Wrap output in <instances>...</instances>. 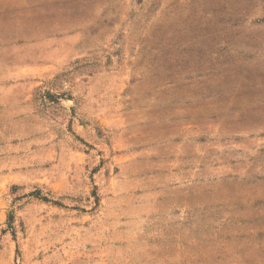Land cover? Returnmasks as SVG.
I'll return each instance as SVG.
<instances>
[{
    "label": "rangeland",
    "instance_id": "rangeland-1",
    "mask_svg": "<svg viewBox=\"0 0 264 264\" xmlns=\"http://www.w3.org/2000/svg\"><path fill=\"white\" fill-rule=\"evenodd\" d=\"M0 80V264H264V0H0Z\"/></svg>",
    "mask_w": 264,
    "mask_h": 264
},
{
    "label": "crops",
    "instance_id": "crops-1",
    "mask_svg": "<svg viewBox=\"0 0 264 264\" xmlns=\"http://www.w3.org/2000/svg\"><path fill=\"white\" fill-rule=\"evenodd\" d=\"M11 77L12 78H10V79H13L14 78L12 81H15L16 82L15 76H11ZM10 79H8L9 82L11 81ZM1 88L2 87H1V80H0V104L2 103V101L11 102L12 100H14V99L16 100L18 98V96H17V94L15 92L12 93V92L5 91V89L8 88V87H6V85H4V90H3L4 93H2ZM0 192H1V185H0Z\"/></svg>",
    "mask_w": 264,
    "mask_h": 264
}]
</instances>
